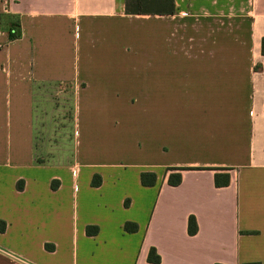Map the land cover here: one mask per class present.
Segmentation results:
<instances>
[{"label": "crops", "instance_id": "crops-1", "mask_svg": "<svg viewBox=\"0 0 264 264\" xmlns=\"http://www.w3.org/2000/svg\"><path fill=\"white\" fill-rule=\"evenodd\" d=\"M124 1L0 0V264H264V0Z\"/></svg>", "mask_w": 264, "mask_h": 264}, {"label": "trees", "instance_id": "trees-1", "mask_svg": "<svg viewBox=\"0 0 264 264\" xmlns=\"http://www.w3.org/2000/svg\"><path fill=\"white\" fill-rule=\"evenodd\" d=\"M125 12L128 15H158L168 16L174 12V0H125L124 1ZM15 35L10 33V38L14 39ZM261 54L264 56V38L261 39ZM177 169H168L167 171H175ZM218 178H223V182H220ZM140 182L142 186L152 187L155 184V176L152 173H142L140 175ZM180 183V175L178 173H172L169 175L168 184L170 186H178ZM100 184V178L94 176L91 182L92 187H97ZM214 184L216 187H224L228 184V176L215 175ZM52 188H54L52 184ZM18 189H21V184H18ZM0 224H2L0 222ZM125 232L134 233L137 230L135 224L125 223L123 227ZM0 226V231H2ZM197 231L196 221L194 217H189L187 223V232L189 235H194ZM97 232L96 227L87 228L86 234L88 236L94 235ZM147 261L151 264H159L160 258L156 254L155 250L151 248L147 255Z\"/></svg>", "mask_w": 264, "mask_h": 264}, {"label": "rangeland", "instance_id": "rangeland-1", "mask_svg": "<svg viewBox=\"0 0 264 264\" xmlns=\"http://www.w3.org/2000/svg\"><path fill=\"white\" fill-rule=\"evenodd\" d=\"M167 82H168V80H167ZM64 108H62V109H64ZM80 119L82 120L81 116H80ZM160 122H163V121H161L159 118H157V123L159 124ZM81 125H82V123H81ZM81 132H82V126L80 127V133ZM151 134H152V138L150 139V141L147 142V144L142 141L140 149L144 150V147H146L144 152L149 157V162H153L154 164H158L159 169H161V167H163V165L168 164V146L165 145L168 142V140L165 137L164 132L161 133V131H159L158 129L156 132H152ZM95 140L96 139H93V141H95ZM121 141H122V138L117 133L109 138L108 147L111 148V145H112V147L114 149V154L116 155L115 159L117 160V162H123V160H121L119 157L120 150L122 149ZM96 142H97V140H96ZM96 142H93V147L94 148H100L101 144L99 142H97V143ZM123 142L124 143L126 142L125 137H123ZM166 147H167V151H165ZM137 153H138V151H137ZM143 156L144 155L141 154V157H143ZM97 157H99L98 153H93L91 155V160H95V158H97ZM131 157L134 159V157L132 155H131ZM81 160H82V157H81ZM111 160L114 161L113 157Z\"/></svg>", "mask_w": 264, "mask_h": 264}]
</instances>
